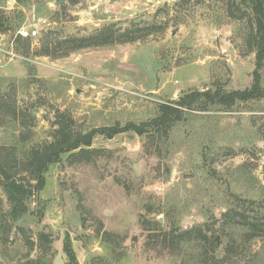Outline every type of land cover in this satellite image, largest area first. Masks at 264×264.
<instances>
[{
    "label": "rangeland",
    "instance_id": "rangeland-1",
    "mask_svg": "<svg viewBox=\"0 0 264 264\" xmlns=\"http://www.w3.org/2000/svg\"><path fill=\"white\" fill-rule=\"evenodd\" d=\"M243 9L241 0H26L23 7L0 0L12 27L0 33V116L11 120L2 109L7 97L25 121L18 128L0 124V145L21 149V132L27 148L52 140L59 111L89 130L147 121L161 103L193 91L251 88L256 51L251 10ZM41 18L47 23L27 53L18 30ZM112 23L120 32L149 34L63 57L36 54L48 31L56 41ZM93 147L101 152L91 161L65 156L52 165L30 212L14 223L0 182V264H67V236L79 264H180L170 249L156 246V222L164 231L201 227L222 259L231 242L224 214L238 207L234 197L264 206V96L190 113L166 143L131 131L98 135ZM255 215L249 211L252 221ZM260 223L262 234L235 264H264V217Z\"/></svg>",
    "mask_w": 264,
    "mask_h": 264
},
{
    "label": "trees",
    "instance_id": "trees-1",
    "mask_svg": "<svg viewBox=\"0 0 264 264\" xmlns=\"http://www.w3.org/2000/svg\"><path fill=\"white\" fill-rule=\"evenodd\" d=\"M25 4L26 0H17V7H23ZM241 4H244L243 10L248 7L251 10L250 41L256 51V69L251 88L231 92L217 90L214 93L210 89L193 91L186 93L178 101L161 103L157 115L147 121L139 123L130 121L125 124L119 122L89 130L78 128L70 113L59 111L51 135L52 140L27 148L25 143L27 135L25 137V134L21 132L19 135L22 142L21 149L18 148L17 143L11 146L0 145V182L10 205L7 213L8 221L14 223L30 212L32 202L46 187L47 173L52 165L61 162L65 156L73 162H83L91 161L94 154L100 153L101 149L93 147L94 139L98 135L113 138L117 134L132 131L141 136L151 134L155 140L166 143L173 127L186 120L190 113L208 111L213 105H222L230 109L239 101L262 98L264 96L262 86L264 0H241ZM22 22L23 20L20 19L19 25ZM10 28H12L11 20L6 11L1 10L0 33H5ZM148 34V29L138 28L120 32L113 23L95 30L88 36L62 35V38L56 41L53 39L54 32L48 31L40 38L41 46L36 54L63 57L83 48L131 42ZM18 44L24 45L27 53L30 52L31 39L18 35ZM6 98L2 109L8 111L11 120H4V115L0 116V124L11 122L17 128L19 124L25 126V121H22L20 117L23 112L19 111L15 100ZM228 186L230 187L231 183ZM233 200H236L238 207L234 204L224 214V230L229 233L231 242L226 247V255L222 259L218 257L215 239L201 227L183 231L173 227L169 231H164L159 228L161 223L156 222L157 226L153 229L151 237L155 240L156 246L170 249L181 260L180 264H235L237 256L246 252L247 244L262 234L263 227L260 221H263L264 215L259 213L264 206L261 201L241 197H234ZM236 207L240 211H236ZM249 211L256 212L255 220H251ZM234 215H240V219H235ZM42 236L48 239L46 235ZM64 251L68 256L67 264H79L70 236H67L64 241ZM48 261L43 260L39 264L48 263Z\"/></svg>",
    "mask_w": 264,
    "mask_h": 264
},
{
    "label": "built area",
    "instance_id": "built-area-1",
    "mask_svg": "<svg viewBox=\"0 0 264 264\" xmlns=\"http://www.w3.org/2000/svg\"><path fill=\"white\" fill-rule=\"evenodd\" d=\"M47 23L46 19H39L37 23L31 24L29 26H23L18 30V35L23 38L37 39L40 36V28L45 26Z\"/></svg>",
    "mask_w": 264,
    "mask_h": 264
}]
</instances>
